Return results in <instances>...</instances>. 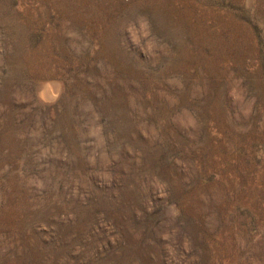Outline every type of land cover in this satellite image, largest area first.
<instances>
[{
  "label": "rangeland",
  "instance_id": "374dc122",
  "mask_svg": "<svg viewBox=\"0 0 264 264\" xmlns=\"http://www.w3.org/2000/svg\"><path fill=\"white\" fill-rule=\"evenodd\" d=\"M0 264H264V0H0Z\"/></svg>",
  "mask_w": 264,
  "mask_h": 264
},
{
  "label": "bare ground",
  "instance_id": "6f19581e",
  "mask_svg": "<svg viewBox=\"0 0 264 264\" xmlns=\"http://www.w3.org/2000/svg\"><path fill=\"white\" fill-rule=\"evenodd\" d=\"M55 91L52 90V88L49 86V84L43 85L41 88V96L44 99H50L54 96Z\"/></svg>",
  "mask_w": 264,
  "mask_h": 264
}]
</instances>
